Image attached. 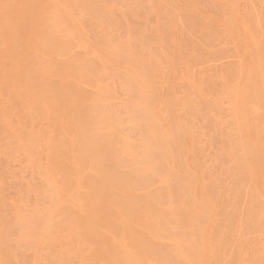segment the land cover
Listing matches in <instances>:
<instances>
[{"label": "rangeland", "instance_id": "374dc122", "mask_svg": "<svg viewBox=\"0 0 264 264\" xmlns=\"http://www.w3.org/2000/svg\"><path fill=\"white\" fill-rule=\"evenodd\" d=\"M0 264H264V0H0Z\"/></svg>", "mask_w": 264, "mask_h": 264}, {"label": "bare ground", "instance_id": "6f19581e", "mask_svg": "<svg viewBox=\"0 0 264 264\" xmlns=\"http://www.w3.org/2000/svg\"><path fill=\"white\" fill-rule=\"evenodd\" d=\"M249 12V11H248ZM247 13V12H246ZM249 96H251V95H249ZM253 99V98H252ZM255 100V99H254ZM254 103V102H253ZM256 106V105H255ZM253 107V106H252ZM259 108V107H258ZM244 180V179H243ZM245 238V237H244ZM249 239V238H248ZM244 240V239H243ZM246 243V242H245ZM244 243V244H245ZM246 246V245H245ZM249 248H252V247H249ZM246 249H247V247H246ZM248 252V251H247ZM247 254V253H246ZM259 254V253H258ZM261 254V253H260ZM248 257H249V253H248ZM260 260V259H259ZM262 260V259H261Z\"/></svg>", "mask_w": 264, "mask_h": 264}]
</instances>
